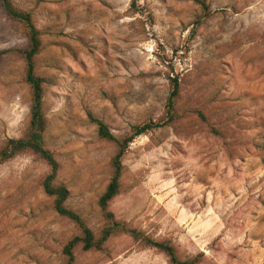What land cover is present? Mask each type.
I'll list each match as a JSON object with an SVG mask.
<instances>
[{"label":"rangeland","instance_id":"rangeland-1","mask_svg":"<svg viewBox=\"0 0 264 264\" xmlns=\"http://www.w3.org/2000/svg\"><path fill=\"white\" fill-rule=\"evenodd\" d=\"M33 15L48 79L46 143L61 164L67 206L97 235L98 200L117 149L89 115L118 138L161 121L169 77L179 78L180 118L137 138L123 158L116 218L155 239H171L202 264H264V0H13ZM28 39L0 7V147L24 135L31 93L20 50ZM204 114L205 120L200 115ZM47 164L30 152L0 165V264H66L81 234L59 216L42 182ZM75 264H169L127 236Z\"/></svg>","mask_w":264,"mask_h":264},{"label":"trees","instance_id":"trees-1","mask_svg":"<svg viewBox=\"0 0 264 264\" xmlns=\"http://www.w3.org/2000/svg\"><path fill=\"white\" fill-rule=\"evenodd\" d=\"M139 1L131 0L130 10L133 15L139 13ZM192 1L200 7L201 15L197 23L202 24L211 17L210 5H208L206 0ZM0 7L9 18L21 24L28 39L26 48L20 50L19 53L22 55L25 63L24 81L29 86L31 93L30 116L27 129L22 137L9 139L0 147V165L27 152L32 153L47 164L49 173L42 182L45 195L52 200L53 209L59 216L72 221L81 230V234L74 237L64 247L66 264H75V250L79 245L82 246L85 252L106 251L107 244L119 236L131 238L144 249L148 248L158 251L167 257L169 264H202L204 259L203 254L184 257L171 239H155L147 233L132 228L125 222L118 220L110 210L111 203L121 193L123 178L122 163L129 146L137 138L153 130L170 126L180 118V114L177 112V103L181 93L180 79L169 77L170 93L165 104L166 116L163 120L136 125L120 138L110 131L108 125L103 120L89 115V120L98 129L99 138L113 143L117 149L110 162L111 178L98 200V206L105 225L100 233L96 235L88 227L81 215L67 206L71 192L66 185L57 182L61 171V164L46 143V132L49 122L44 107V98L48 79L39 71L38 67V57L44 48L42 32L38 29L33 15L28 11L18 8L13 0H0ZM2 54L4 52H0V55ZM200 115L205 120L204 114L200 112Z\"/></svg>","mask_w":264,"mask_h":264}]
</instances>
